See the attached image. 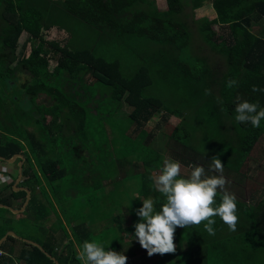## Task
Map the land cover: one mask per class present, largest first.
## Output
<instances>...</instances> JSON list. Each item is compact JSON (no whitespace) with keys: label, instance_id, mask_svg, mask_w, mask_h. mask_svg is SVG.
Masks as SVG:
<instances>
[{"label":"trees","instance_id":"trees-1","mask_svg":"<svg viewBox=\"0 0 264 264\" xmlns=\"http://www.w3.org/2000/svg\"><path fill=\"white\" fill-rule=\"evenodd\" d=\"M163 1L160 7L157 0H0V157L25 155L23 174L33 191L44 180L50 185L70 180L87 184L63 201L54 188V197L41 187L42 201L35 195L31 198L25 210L28 214L34 207L37 213L31 227L43 229L46 221L49 226H44L45 236L34 240L44 249L22 241L30 246L18 253L24 264H55L47 252L60 259L59 264H81L72 242L65 243L63 238L61 252L56 251L60 239L55 230L63 224L56 203L62 204L64 220L79 244L95 241L116 252L123 245L139 247L133 225L139 222L136 210L142 207L141 201L152 198L157 210L164 203L142 168L138 195L130 197V202L129 196L107 198L104 186L133 164L121 144L117 171H90L95 163L87 158L92 141L88 135L95 116L108 115L99 110L103 104L110 109L122 104L130 110L131 123L135 120L138 126L154 122L163 111L166 121L158 118L156 126L164 130L178 117L179 123L166 137L185 140L193 147L190 155L196 158L185 157V164L197 165L200 159L216 156L226 173L248 175L251 170L243 168L255 160L251 152L264 135V120L258 128L237 122L235 98L264 107V92L252 91L253 85L264 89V25L253 27L264 22V0ZM79 29L89 34L90 38L81 34L89 46L66 43L78 36ZM53 31L67 35L50 41L46 33ZM230 79L237 84L228 87ZM223 129L238 139L226 140ZM199 130L205 134L197 135ZM140 137L146 144L152 139L146 131ZM109 147L116 150L118 144ZM158 151L150 147L146 166H162L166 156ZM260 161L264 164V155ZM202 167L210 173L206 164ZM82 193H89L88 199ZM221 195L217 193V204ZM11 196L24 203L26 191L12 189ZM255 196L264 192L250 199ZM250 199L236 198L235 231L217 216L213 217L215 235H209L203 223L197 227L199 235H184L186 240L199 239L202 251L190 254H197L198 264H264V199L257 203ZM70 205H75L73 212ZM72 216L78 221L73 227ZM88 216L99 223L98 237L96 229L85 223ZM63 229L67 232L64 224ZM82 232L91 238L82 237ZM179 239L174 237V243ZM18 240L10 235L1 246ZM11 254L0 256V264H16Z\"/></svg>","mask_w":264,"mask_h":264},{"label":"clouds","instance_id":"clouds-1","mask_svg":"<svg viewBox=\"0 0 264 264\" xmlns=\"http://www.w3.org/2000/svg\"><path fill=\"white\" fill-rule=\"evenodd\" d=\"M236 84L237 81L233 79L227 82L228 87ZM252 91L264 92V89L253 85ZM206 94H209L207 90ZM235 101V120L250 123L254 128L260 127L261 120H264V107L242 100L240 96H236ZM217 102L222 104L219 98ZM23 155L16 154L9 159L0 157V160L20 161L19 157L23 158ZM211 162L209 172L214 174H207L204 167L193 165L190 173L182 177L180 162L165 157L158 174L150 177L155 190L165 198L164 203L157 210L152 198L143 199L142 207L136 210L139 222L133 225L134 238L147 251L148 256L175 253L177 244L176 241L174 243V234L178 227L186 228L203 223L205 231L209 235H215L213 217L218 216L229 230H236V197L225 190L227 180L223 176L224 164L216 156L212 157ZM2 168L5 172L8 171L6 166ZM4 176L11 178L8 174L0 173V177ZM218 190L222 192L219 204L216 203ZM77 259L81 264H126L127 261L123 253L106 250L101 244L87 240L80 247Z\"/></svg>","mask_w":264,"mask_h":264},{"label":"rangeland","instance_id":"rangeland-1","mask_svg":"<svg viewBox=\"0 0 264 264\" xmlns=\"http://www.w3.org/2000/svg\"><path fill=\"white\" fill-rule=\"evenodd\" d=\"M157 5L160 7L164 6L163 0H157ZM210 5V4H208ZM207 7V6H206ZM208 9V8H207ZM70 19L72 16L67 14ZM264 25V22H260L255 24L253 27L256 29L258 27H261ZM81 34H85L88 38H90L89 34L85 32L82 29H79L78 36L74 39L68 38L66 39V43L69 45H75L76 47H86L89 46L88 41H84ZM67 33L60 32L59 34L56 31H53L52 33L47 32L46 38L50 39V41H54L55 39H58V37H61V40L64 36H66ZM177 105V104H176ZM123 107H128L127 105H123ZM14 108V107H13ZM16 108V107H15ZM99 110L102 112L108 113L107 116H101L94 118V122H92V127L90 130V135L92 137V141L90 142V158L95 163L94 168L103 170V171H110L115 172L120 167V164L116 159H120L123 156L122 151L125 153L124 156H127V161L132 162L131 166L128 168H125V170L121 171V174L117 178V180L109 186H104L103 191L107 193V198H110V195L113 194L117 198H125L129 196V202L130 197L134 198L138 195V190L140 188V168H142V171L145 174H149L151 177L154 174H158L160 165H156L155 163L152 165L146 166L144 164V161L147 159L146 154H149L150 150V144L152 140L155 138V135H161L159 136V139L155 138V141L157 142V145L160 147V141H163L162 135H169L173 133V130L177 123H179L180 119L178 117H170L172 118L170 122L167 124L166 128L163 130L162 126L157 127L156 121L158 118L163 122L166 120L164 119V115L166 113L159 112L154 118V122L148 121L145 123V126H138V123L135 122L131 123V119L129 117L130 110L127 111L125 108H122V104L119 105L117 108H109L108 105L103 104L99 107ZM17 111H22V108L17 107ZM232 117V115L229 116L228 120ZM161 123V124H162ZM160 124V125H161ZM142 131L149 132L152 136V139L149 140L148 144L145 139H141L140 135ZM205 133H202L201 130L197 132V135H204ZM194 135H196L194 133ZM221 135H228L230 137L232 133L227 132L225 129L222 130ZM105 145L103 149H95V147H99L100 145ZM114 144H118V148L114 150L112 147H109L110 145L113 146ZM120 144L123 145L122 151L120 150ZM168 147V154L166 157H171L174 160H177L180 162L181 165V172L182 173H188V169L191 168L190 164L183 163V159L185 157H189L191 159H195L196 157L190 155L192 152L193 147H189L187 145V141L180 139L174 140V139H168L166 142ZM264 146V141H259L255 148L253 149V152L251 156L255 158L254 162L251 160L249 162V167H244L243 171L248 172V169H251L248 173V175L245 174H237L233 171H223V176L226 178L227 183L225 185V190H227L230 193L235 194V197L237 199H240L242 201H248L250 199V196L255 195H263L264 192V164L260 161L262 158V155H258L259 150L261 147ZM171 150V151H170ZM210 149L207 148V152H209ZM159 153H165L166 151H158ZM167 153V152H166ZM111 154V155H110ZM110 155V156H109ZM190 155V156H187ZM109 157V160H106L105 157ZM99 160H102V164H99ZM210 159H200L197 162V166H203V164H206V167H210L211 165ZM188 165V166H186ZM214 174V173H209ZM98 175V173H97ZM152 182V180H151ZM219 190L218 192H220ZM131 193V195H130ZM258 196H256L255 199H257ZM253 197L250 199V201L253 203L254 200H252ZM60 201L61 198H59ZM77 200H75V203ZM14 227L17 224L16 222L13 223ZM108 226V225H107ZM112 226V225H111ZM113 227V226H112ZM17 233L21 236H27V237H33L34 234L39 233L43 234L41 231L35 230V229H25L23 227H16ZM100 232V229H96L94 236L98 237V233ZM115 233V231H114ZM19 243L17 245H23L22 242L18 241ZM120 242V239H119ZM125 247V246H124ZM139 254L142 253L143 256H145V249L142 248V250L136 249ZM126 257L134 255V252L132 254L130 252L124 253ZM142 264H149L144 263Z\"/></svg>","mask_w":264,"mask_h":264},{"label":"crops","instance_id":"crops-1","mask_svg":"<svg viewBox=\"0 0 264 264\" xmlns=\"http://www.w3.org/2000/svg\"><path fill=\"white\" fill-rule=\"evenodd\" d=\"M259 106L262 107V105L258 102ZM159 136L161 135H155V138L159 139ZM163 141H160V147L157 145V142L155 141V138L152 140L150 146L154 149H157L159 151H166L165 153H159L161 155L166 156L168 154V147H167V140L171 139L169 136L166 137V135H162ZM223 138V137H222ZM221 138V139H222ZM226 140L228 141H236L238 139L237 135H231L230 137H225ZM264 135L259 139L263 140ZM255 148V147H254ZM253 148V149H254ZM171 151V150H170ZM90 154V151L88 152ZM258 155H264V146L261 147L259 150ZM90 156V155H89ZM21 160L20 161H8L4 162L0 160V173L1 174H8L11 176V178H4L0 177V256L7 255V251L11 252V257L15 260L16 264H24V261L18 258V253L26 248L30 249L29 245L23 244L24 246L21 247V245H17L20 241H27L30 244L33 245H39L40 248H43L38 242L34 240H39L43 236H45L46 231L43 230L46 226H49V222H45V225L43 226V229L38 228V231H41L43 234L36 233L34 234L33 237H27V236H21L20 234L17 233V231L14 229V222H16V225H21L25 229H34L31 227V223H34L37 218V213L34 209V207H31L28 214L25 213L26 208L29 206L31 198L35 195V198L38 199L39 201H42V195H41V187L44 188L45 192H47L51 197H54V194L51 190V188L55 189V196L58 198L63 199L67 197L66 195L70 196H75L78 193V189L81 186H86V183H79L77 180L73 181H66L65 183L59 181L56 182L54 185L47 184L46 181H42L41 184H37L36 186V191L32 190V187L28 184L29 182H26V176L23 174V166L25 165L26 157L23 155L22 157H19ZM254 162V159H252ZM3 166H6L8 171L5 172L3 170ZM99 171L96 168H91L90 171ZM11 189L14 191H19V190H25L26 191V199L24 200V203H22L23 199L22 198H13L11 196ZM11 196V198H9ZM78 197V196H76ZM89 193H82V198L88 199ZM264 199V196H258L257 199L256 196L252 200H254L253 203H257L260 199ZM251 202V201H249ZM4 203V204H3ZM62 204L58 205L56 203L55 210L58 212V214L61 217L62 223L66 226L67 232L64 231L63 229V224L60 225V227L55 230V236H57L60 239V245L59 247L56 246V251L61 252L62 250V239L64 238L65 243H71L72 242V250L75 251L78 254V251L80 250V247L82 244H79L77 239L75 238V235L70 228V225L68 224V221L64 220L63 214H62ZM72 206V212L75 209V205H70ZM64 221V222H63ZM78 223L77 219L72 216V221L71 225L72 227L75 226ZM85 223L86 225L90 226V229H96L99 227V223L97 221H94L91 219V217H86L85 218ZM197 225H192L186 228H177L174 234V237H181V239L176 241V251L175 253H170V254H153L152 256H148L147 251L145 250V256L139 254L136 249L142 250V247L140 244H138V248L136 246L129 247L128 245L125 247L121 246L119 249V252L121 253H126L134 252V255L128 256L126 264H142L144 263H149V264H198V260L196 259V255L190 256V254L195 253V252H200L202 251V247L200 246L199 239H189L186 240L184 239V235L187 234V236H195L199 235L197 231ZM101 231V230H100ZM88 232H82L81 236L86 237V239L91 238V236L87 235ZM14 236L18 238L19 240L14 242L13 244L10 243L9 247L1 246L3 242L8 238V236ZM98 235H101L99 232ZM95 238V237H94ZM97 240V239H96ZM90 241V240H88ZM180 241L185 242L184 244H180ZM91 242V241H90ZM122 248V250H121ZM204 248V247H203ZM44 249V248H43ZM205 250V249H204ZM47 254L52 257L53 261L55 264H59L60 259H57L56 256H53L51 253ZM10 259V258H9ZM7 259V260H9ZM0 260H3L0 258ZM3 264H9V263H3Z\"/></svg>","mask_w":264,"mask_h":264}]
</instances>
